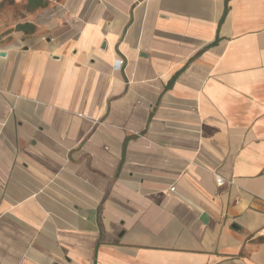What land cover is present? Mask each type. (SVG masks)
Masks as SVG:
<instances>
[{"label":"crops","instance_id":"crops-1","mask_svg":"<svg viewBox=\"0 0 264 264\" xmlns=\"http://www.w3.org/2000/svg\"><path fill=\"white\" fill-rule=\"evenodd\" d=\"M0 264H264V0H0Z\"/></svg>","mask_w":264,"mask_h":264},{"label":"built area","instance_id":"built-area-1","mask_svg":"<svg viewBox=\"0 0 264 264\" xmlns=\"http://www.w3.org/2000/svg\"><path fill=\"white\" fill-rule=\"evenodd\" d=\"M123 64H124V60H122V59H120V60H116V66H117L118 68H121ZM216 181H217L218 184H222V183H224L223 178L220 177V176H217ZM172 189L174 190L175 187H172Z\"/></svg>","mask_w":264,"mask_h":264}]
</instances>
